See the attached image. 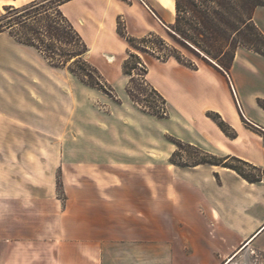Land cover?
I'll list each match as a JSON object with an SVG mask.
<instances>
[{"label":"crops","instance_id":"0c3cea01","mask_svg":"<svg viewBox=\"0 0 264 264\" xmlns=\"http://www.w3.org/2000/svg\"><path fill=\"white\" fill-rule=\"evenodd\" d=\"M165 4L60 6L115 97L0 33V264H264V181L249 183L219 166L171 163L174 138L264 169V57L239 48L228 74L140 54L120 36L119 23L130 37L165 39L176 21V5L173 11ZM253 20L264 33V7ZM130 52L166 100V118L129 97L132 77L123 64ZM209 113L221 116L230 136ZM53 149L59 165L41 158Z\"/></svg>","mask_w":264,"mask_h":264},{"label":"trees","instance_id":"16d2710c","mask_svg":"<svg viewBox=\"0 0 264 264\" xmlns=\"http://www.w3.org/2000/svg\"><path fill=\"white\" fill-rule=\"evenodd\" d=\"M65 1L60 2L59 5L64 4ZM176 5V21L172 26V37L185 49L196 54L206 64L228 74L232 68L236 57V52L239 48H247L264 57V33L257 27L253 17L254 12L259 7H264V0H175ZM57 14L66 25L65 35L56 28L51 32L52 36L59 42L65 41L68 44L75 45L74 50L69 54H60L61 60H55L53 56H47L45 53L31 42L18 41L22 44L35 47L42 54L46 60L53 67L60 69H68L72 74L77 76L85 85L95 88L106 93L111 97H115V90L110 86L97 68L92 66L84 57L89 51V48L80 34L74 29L73 25L64 17L59 10ZM120 36L137 51L143 54L152 55L162 61L169 59H176L179 63L189 67L196 68L193 63L187 64L181 58L171 53L167 56L157 54L158 48H151L148 46L150 38H157L161 45L168 46L165 40L151 34L142 39L133 37H124L119 32ZM140 44L141 47L136 46ZM174 50V49H173ZM176 51V50H175ZM83 64L84 71H88L86 77H95L94 79L82 78L77 71L69 68L68 63ZM141 77L142 84L148 86L153 96L158 100L159 105L155 107H142L141 103L136 99L131 89V83L134 82V72ZM123 72L126 76L132 77L127 87V93L131 100L141 106V108L148 114L158 118L164 119L168 116V107L166 100L147 82L146 75L148 68L142 61L139 55L130 52L129 57L123 64ZM259 105L264 109V101H259ZM208 116L213 119L224 133L230 136L229 128L222 120L219 114L209 113ZM171 141L178 147L193 148L202 158L194 163L182 164L176 161L178 152L176 151L171 163L180 167H197L200 165L219 166L235 171L239 176L249 183H258L264 181V169L249 164L236 157H218L198 148L183 143L180 140L172 138ZM237 163L243 167H249L257 172L259 175L250 176L239 166L232 163Z\"/></svg>","mask_w":264,"mask_h":264},{"label":"rangeland","instance_id":"374dc122","mask_svg":"<svg viewBox=\"0 0 264 264\" xmlns=\"http://www.w3.org/2000/svg\"><path fill=\"white\" fill-rule=\"evenodd\" d=\"M62 1L65 0H0V33L9 32L16 38L17 41L19 39L21 41L31 42L39 47L45 53V55L53 56L55 60H61V57L59 56L60 54H69L74 50L75 47V45L68 44L65 41H63L62 43L57 41L51 34V32L55 30L54 28L59 30V32L63 33L64 35L66 33V25L57 14V11H60L61 5L59 4ZM163 1L166 3L165 5L167 7L171 8V0ZM174 24L169 25L170 31L164 32L165 39L163 40H165L168 46L161 45L157 38H150L148 46L155 49L158 48L157 54H160L162 56H167L173 53L187 64L193 63L204 65L205 62L201 60V58L185 49L172 37V34H174V32L172 31V26ZM119 32H121L126 38L130 37L126 32L124 23L121 21L119 23ZM136 46L141 47L140 44H136ZM140 54L142 53L140 52ZM84 60L87 62L86 57H84ZM68 66L69 68L77 71V73L82 76V78L85 77L86 79L96 80L95 77H86V75H88L89 73L88 71L83 70V64L74 63L73 60L68 63ZM64 70L69 71L68 69ZM137 73H139V71L134 72V82L131 83V89L136 99L144 108H153L159 105L158 100L153 96L150 88L142 84L141 77L138 76ZM74 77L78 78L75 75ZM35 141L38 140L35 139ZM39 141L42 143H47L49 140L42 136ZM176 151L178 152L176 161L182 164L194 163L195 161H198L202 158V156H200L193 148L190 147H177ZM41 158L50 159V165H59L61 163L58 149L49 151L43 150L41 152ZM232 164L241 167L246 172V174L250 176L259 175V172L249 167H243L234 162ZM43 169L45 168L42 166L41 170L43 171ZM57 191L61 195L64 192V171L63 168L59 167L57 171ZM246 246L247 245H245L242 249H244Z\"/></svg>","mask_w":264,"mask_h":264},{"label":"bare ground","instance_id":"6f19581e","mask_svg":"<svg viewBox=\"0 0 264 264\" xmlns=\"http://www.w3.org/2000/svg\"><path fill=\"white\" fill-rule=\"evenodd\" d=\"M171 9L174 11L175 10V3L174 1L171 2Z\"/></svg>","mask_w":264,"mask_h":264}]
</instances>
